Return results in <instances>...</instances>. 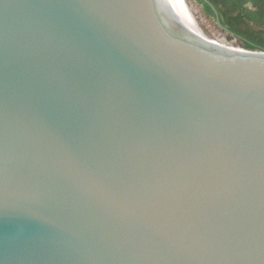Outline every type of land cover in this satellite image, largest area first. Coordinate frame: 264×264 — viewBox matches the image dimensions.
<instances>
[{"label":"water","instance_id":"obj_1","mask_svg":"<svg viewBox=\"0 0 264 264\" xmlns=\"http://www.w3.org/2000/svg\"><path fill=\"white\" fill-rule=\"evenodd\" d=\"M0 264H264V49L0 0Z\"/></svg>","mask_w":264,"mask_h":264},{"label":"trees","instance_id":"obj_2","mask_svg":"<svg viewBox=\"0 0 264 264\" xmlns=\"http://www.w3.org/2000/svg\"><path fill=\"white\" fill-rule=\"evenodd\" d=\"M208 16L247 47L264 49V0H197Z\"/></svg>","mask_w":264,"mask_h":264},{"label":"rangeland","instance_id":"obj_3","mask_svg":"<svg viewBox=\"0 0 264 264\" xmlns=\"http://www.w3.org/2000/svg\"><path fill=\"white\" fill-rule=\"evenodd\" d=\"M191 15L195 19L199 29L209 38L233 45H241V42L221 28L212 16H208L203 6L197 0H186Z\"/></svg>","mask_w":264,"mask_h":264},{"label":"bare ground","instance_id":"obj_4","mask_svg":"<svg viewBox=\"0 0 264 264\" xmlns=\"http://www.w3.org/2000/svg\"><path fill=\"white\" fill-rule=\"evenodd\" d=\"M175 7L182 13V15L187 19V21L192 25V27L197 31H201L191 15V12L188 8L186 0H170Z\"/></svg>","mask_w":264,"mask_h":264}]
</instances>
